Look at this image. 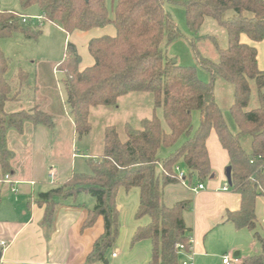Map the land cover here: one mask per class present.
<instances>
[{"label":"trees","instance_id":"obj_1","mask_svg":"<svg viewBox=\"0 0 264 264\" xmlns=\"http://www.w3.org/2000/svg\"><path fill=\"white\" fill-rule=\"evenodd\" d=\"M166 1L183 6L192 38L178 29L164 8ZM19 3L22 9L37 6L40 20L29 17L23 20L20 13L0 10V165L4 171L9 170L11 158L6 145L9 130L21 132L26 122L33 127L54 126L53 116L38 108L5 111L6 103L15 99L17 89L28 84V73L18 69L15 80H8L10 60L1 41L15 33L36 41L44 21L59 25L66 33L108 24L115 28L114 36L89 40L87 49L94 59L91 66L78 69L80 56L70 42L56 66L62 73L65 102L77 137L91 129L90 108L116 106L118 98L130 92L151 94L153 106L162 110V120L168 128L164 130L155 113L143 118L139 127L125 123L124 139L114 125L106 126L102 154L87 159L89 172H74L66 184L38 194V202L45 203L42 225L51 227L60 203L55 197L87 192L95 204L84 226L100 215L104 231L94 242L86 264H103L120 231L117 192L120 188H137L135 218L148 216L149 221L137 226L130 245L148 239L151 253L147 264H179L177 244H183L186 250L191 246V230L185 225L183 214L191 208L192 200L182 199L167 206L163 202L164 188L180 181L177 166L190 182L193 179L202 182L213 175L206 139L214 130L229 158L228 188L240 195L239 209L227 211L224 220L236 229H250L261 245L262 252L248 257L244 264H263L264 237L257 230L255 201L264 196V70L258 69L256 48L241 42L240 35L245 34L252 41L264 39V0H116L113 17L108 14L105 0H19ZM228 11L234 14L225 18ZM206 17L226 33L225 47H220L215 37L205 36L217 51V61L201 57L193 43ZM180 39L189 41L199 66L210 75L209 81L201 80L194 67L181 65L166 55L165 48ZM217 77L233 86L229 112L237 127L235 133L230 131L214 99L213 81ZM252 92L256 100L253 106ZM193 112L198 113L195 126ZM245 135L251 138L249 152L240 142ZM181 138L180 145L175 147ZM162 148L172 150L160 157Z\"/></svg>","mask_w":264,"mask_h":264},{"label":"crops","instance_id":"obj_2","mask_svg":"<svg viewBox=\"0 0 264 264\" xmlns=\"http://www.w3.org/2000/svg\"><path fill=\"white\" fill-rule=\"evenodd\" d=\"M0 10L14 11L32 18L39 16L37 6L29 7L24 12H18L9 6H0ZM54 25L62 29L59 25ZM63 32L65 33L64 44L66 45L67 42H70L75 46L80 56L78 69L83 70L94 63V59L87 49L89 40L102 35L114 36L115 28L112 24H108L86 31L74 30L71 33H66L63 30ZM240 41L256 48L258 69L264 70V39L252 41L247 35L241 34ZM83 48L84 51H82ZM59 62L55 64L47 63V70L43 68V72L40 71L41 68L38 66L34 72L33 85H30L28 80L27 85L17 89L19 94L16 101H18L21 108L29 107L31 110L38 108L53 116L48 111V109L52 108V98L48 96L47 92H44V85H41L42 79L40 78H42L43 74H46V71L49 75L59 73L62 77V73L56 69ZM132 93L139 94V92H130L119 97L118 101ZM147 99L150 103L147 110L148 117L145 116V113H139L140 115L135 118V123L133 124L138 125L143 118H149L154 113L157 115V109L159 108H154L151 94L147 95ZM38 101L40 104L36 105L35 103ZM60 101L62 104L65 103V98ZM9 102H14V100L7 103ZM23 102L27 103V106ZM33 104L35 105L32 106ZM99 107L102 106L92 108L98 109ZM92 108L89 111V122ZM69 122L72 126V134L77 137L72 117L69 118ZM125 123H129V121ZM24 126L25 130L23 133L20 132L19 135L26 136L25 138L30 132L29 129H38L37 131H39L42 128V126H39L41 128H30L26 124ZM54 126L52 128L43 127L46 130V134L53 132ZM106 126L103 127V132ZM11 131L7 132V141L9 145L11 144L9 148L12 152L10 158L11 167L9 166L8 171H4L0 165V241L3 240L6 243L5 246L0 245V264H86V258L91 252L94 242L104 231V221L100 215L96 216L91 224L84 226L89 210L95 204L94 198L84 191L66 198L55 197L54 200L60 203L55 208L54 218L49 228L42 225L45 203L40 204L38 202L39 193L57 187L68 180L74 172H77L73 170L72 164L73 158H78L77 154L74 152L70 153L71 165L65 174L60 167L59 157H56L53 152H51L53 153L51 155L52 159L44 161L41 165L35 167L29 163L26 165L27 162L32 163L29 160V152L13 147L18 142L13 143V138L16 137L11 136ZM49 138H51L50 134ZM120 138L124 139L125 135L124 137L120 136ZM206 148L210 166L213 170V177L208 178L209 181L206 184L203 183L204 187L197 192L189 189L191 194L183 198L192 200L191 208L183 214L185 225L191 230L192 264H225L223 262V256L225 255L231 257L228 264H244L245 259L248 257L260 254L262 248L260 244L258 246L254 241L250 246H243L241 243L243 238L246 237L245 239H247V237L252 235V231L248 228L236 229L231 222L224 220L227 211L239 209L240 195L230 188L222 189L227 184L225 170L228 167L229 158L214 130L210 131L206 139ZM167 151L169 152V149ZM79 154V158L82 155L89 158L101 155L102 151L92 155L79 151ZM51 171H55L53 177L50 176ZM6 174L9 175V180H5ZM263 202L264 196L256 198V224L257 230L262 237H264ZM117 207L118 210L121 209L120 205ZM141 219L127 220L125 222L122 218L119 235L115 242L116 246L114 244L108 250L106 262L103 264L148 263L151 253L150 241L143 239L133 246L130 245L132 235L137 226H143L144 223H148V220L140 222ZM127 246L129 247L128 250ZM113 248H116L119 252L113 251ZM113 253H116V255L113 256ZM234 257L237 258V261L233 260ZM180 261L181 257L179 263Z\"/></svg>","mask_w":264,"mask_h":264},{"label":"rangeland","instance_id":"obj_3","mask_svg":"<svg viewBox=\"0 0 264 264\" xmlns=\"http://www.w3.org/2000/svg\"><path fill=\"white\" fill-rule=\"evenodd\" d=\"M116 0H105V5L110 17L114 16ZM0 6H9L15 9L18 12H24L25 9H21L18 0H0ZM166 11L175 20L178 29L186 35L188 38L193 36L189 33L186 20H185V10L182 5L178 3L166 1L164 4ZM233 11H228L225 13V18L233 16ZM201 36L202 38H197ZM204 36V37H203ZM205 36L215 37L216 43L220 47L226 46V33L225 31L217 25V23L210 17H206L202 28L199 34L194 38L193 43L199 52L201 57L210 59L212 61H217L218 55L217 51ZM64 37L65 33L58 26L44 21L40 26V34L36 41L26 40L21 33H15L11 38L4 39L1 41L2 49L5 55L9 58V69L7 72V78L11 81L14 79L18 69H23L28 73L29 84L33 85L34 82V72L35 69L39 66L40 71L43 72L45 68L47 70L48 64H55L61 61L64 55ZM81 49V48H80ZM84 51V48L83 50ZM166 55L172 60H176L179 64L185 66H192L196 69L198 77L207 82L210 80V75L204 71L198 63V59L195 56V53L192 49L191 44L186 39H180L172 42L167 48H165ZM48 63V64H47ZM42 84L44 85V92L48 93V96L52 98V108L48 109L53 114V120L55 122L54 131L46 134V130L42 127L41 130L37 131L34 129H29L30 132L26 136L19 135L20 132L12 130L11 136L13 138V143L18 142L13 145L14 148H20V150H25L24 152H29V160L32 163L27 162L26 165L32 164L33 167L43 164L44 161L52 159L53 153L56 157H59V162L61 163L60 167L62 168L63 173L65 174L70 169V153H76V159L73 158V170L77 172H89V167L86 163L88 159L87 156L82 155L81 158L79 151H82L84 154L92 155L93 153L101 152L103 145V127L106 125H114L121 137H124L123 124L126 121L133 127H139L135 123V118L141 113H145L147 116L149 100L147 95L149 93H132L127 97H122L117 102L116 106H102L98 109L92 108L90 113V122H91V131L89 134H85L82 137H75L72 134V126L69 122L71 118L69 107L65 103H61V99L65 98V91L61 81V75L51 74L49 75L46 71V74H43ZM15 80V79H14ZM18 91L14 102H9L5 106L6 112H14L20 109L25 111H30L31 108H21L18 101ZM147 94V95H145ZM213 94L216 104L222 110L224 119L226 120L228 127L232 133L237 131L236 124L234 123L231 114L229 112V107L233 101V86L231 83L224 81L221 78H215L213 81ZM139 96V97H137ZM131 98V99H130ZM133 98V99H132ZM256 103L254 92L251 94L250 105L253 106ZM23 104L27 106V103ZM36 105L40 102H36ZM33 104L32 106H34ZM44 109V108H43ZM97 112V113H96ZM140 113V114H139ZM130 115V116H128ZM157 116L161 119L164 130H168L167 126L163 122L162 110L157 109ZM193 124L194 126L197 123L198 113L193 112ZM148 117V116H147ZM30 128L33 126L29 123H25ZM24 124V125H25ZM25 126L23 127V131ZM49 134L51 138H49ZM52 134V135H51ZM27 139V140H26ZM183 138H181L175 147L180 145ZM23 142V143H21ZM241 145L243 149L247 152L251 149V138L250 136H242L240 138ZM6 145L9 151L11 152L9 142L7 141L6 136ZM24 147H23V146ZM22 146V147H21ZM172 150V149H171ZM169 149V152L171 151ZM53 152V153H51ZM167 149L162 148L159 152L160 157H164L169 153ZM12 155V152H11ZM97 156H94V158ZM25 161V160H24ZM23 161V163H24ZM11 161L9 160V166L11 167ZM209 180L205 179L202 183H207ZM68 180L58 185V187L66 184ZM197 180L193 179L191 182L186 180V183L179 181L175 184H169L164 188L163 202L167 206H171L176 201L183 199L184 197L189 196L190 186L197 185ZM139 201V193L137 188H131L125 190L120 188L116 195V204L120 205L121 209L119 211V221L122 223V218L126 222L127 220L131 221L135 218V211ZM175 201V202H174ZM264 206V202H263ZM262 206L263 216H264V207ZM142 218V219H141ZM140 222L149 221L148 216L141 217ZM137 220V219H136ZM128 221V222H129ZM141 224V223H140ZM144 223V225H146ZM253 233L247 239L243 238L242 245L250 246L254 241L259 246V241L253 238ZM245 239V240H244ZM149 242V241H147ZM116 246V243L115 245ZM127 250L129 247H126ZM115 252H119L116 248L112 249Z\"/></svg>","mask_w":264,"mask_h":264},{"label":"built area","instance_id":"obj_4","mask_svg":"<svg viewBox=\"0 0 264 264\" xmlns=\"http://www.w3.org/2000/svg\"><path fill=\"white\" fill-rule=\"evenodd\" d=\"M21 17L23 20H26L29 16L22 15ZM29 18H32V17H29ZM33 19L40 20V16H36ZM176 171H177V176L180 179V181L185 184L186 178L184 175V171L181 168H179L178 166L176 167ZM54 175H55V171H51L50 176L53 177ZM5 180H9L8 174L5 175ZM203 187H204V185L202 182H199V183H197V185H194V186L189 185V188L194 192H197L198 190L202 189ZM222 189H224V190L228 189V185L226 184L225 186H223ZM5 244H6L5 241H3V240L0 241L1 246H5ZM177 249H178V254L181 257V261L179 264H192L191 246H189L186 250V248L183 244H177ZM112 255L115 256L116 253H113ZM230 259H231V257H229L228 255L223 256V262L225 264H228L230 262ZM233 260L237 261V258L234 257Z\"/></svg>","mask_w":264,"mask_h":264},{"label":"water","instance_id":"obj_5","mask_svg":"<svg viewBox=\"0 0 264 264\" xmlns=\"http://www.w3.org/2000/svg\"><path fill=\"white\" fill-rule=\"evenodd\" d=\"M175 61V60H173ZM225 176H226V180H227V184H230V167H227L225 170ZM213 175L210 176V178H212Z\"/></svg>","mask_w":264,"mask_h":264}]
</instances>
